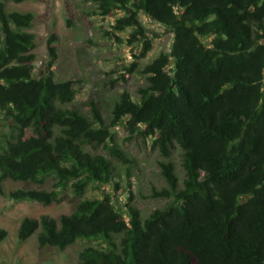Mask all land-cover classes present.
I'll return each mask as SVG.
<instances>
[{"label":"trees","instance_id":"16d2710c","mask_svg":"<svg viewBox=\"0 0 264 264\" xmlns=\"http://www.w3.org/2000/svg\"><path fill=\"white\" fill-rule=\"evenodd\" d=\"M84 1L103 17L124 12L118 26L136 28L130 44L144 38L141 58L152 48L141 14L173 34L172 48L126 69L145 77L136 97L119 93L107 119L95 103L87 114L70 107L73 81H56L52 70L33 76L34 17L7 12L0 0V111L15 135L0 155V195L49 206L69 184L76 198L89 186L116 184L113 161L99 151L125 162L115 144L123 127L160 157L165 186L151 197L167 203L144 217L131 195L116 209L103 193L58 220L22 219L18 240L37 234L40 249L58 251L98 243L79 253V264H264V0ZM50 178L49 191L4 189L7 181ZM7 235L0 227V243Z\"/></svg>","mask_w":264,"mask_h":264},{"label":"rangeland","instance_id":"374dc122","mask_svg":"<svg viewBox=\"0 0 264 264\" xmlns=\"http://www.w3.org/2000/svg\"><path fill=\"white\" fill-rule=\"evenodd\" d=\"M4 1L7 12L31 13L34 17L27 30L34 36L33 76L39 78L52 70L56 81H73L77 95L70 107L88 114L91 104L95 103L105 119L119 93L128 91L136 97L138 88L146 83L144 76L128 74L126 69L132 64H136L137 69L143 68L160 53L170 52L174 42L171 32L141 14L143 32L152 44L151 51L141 58L144 38L138 36L130 44L136 28L120 29L118 26V21L125 17L124 12L116 11L103 17L97 13L94 5L84 0ZM51 39L55 48V61L50 68L48 41ZM115 133V144L124 152L126 161L110 157L105 150L99 153L113 161L118 174L115 181L118 186L115 183L89 186L83 197L76 198L69 184L60 201L49 206L34 201H15L0 195V227L8 233L7 238L0 243V264H79V253L84 248L98 247L96 242L77 241L64 251L40 249L37 234L21 242L17 232L21 220L26 217L39 219L47 215L58 220L62 215L72 213L81 200L101 198L103 193L111 195L116 209L123 208L131 195L133 204L144 217L167 203V200L151 197L152 190L161 189L165 182L160 174V157L150 149V143L145 147L123 127L115 128ZM10 136H15L12 123L0 111V155L5 138ZM173 161L181 176L180 157L175 155ZM53 184L51 178L43 185L7 181L4 189L7 192L32 188L49 191ZM122 215L128 218L126 212Z\"/></svg>","mask_w":264,"mask_h":264}]
</instances>
